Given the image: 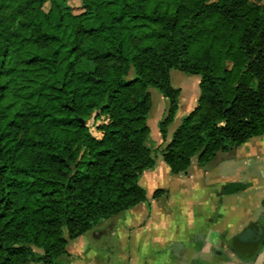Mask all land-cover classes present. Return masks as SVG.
Returning <instances> with one entry per match:
<instances>
[{"label":"trees","instance_id":"1","mask_svg":"<svg viewBox=\"0 0 264 264\" xmlns=\"http://www.w3.org/2000/svg\"><path fill=\"white\" fill-rule=\"evenodd\" d=\"M173 70L200 77V95L168 142ZM150 88L168 100L172 175L264 136V7L81 0L76 13L70 0H0V264H60L70 241L147 201ZM103 116L98 139L88 122Z\"/></svg>","mask_w":264,"mask_h":264},{"label":"crops","instance_id":"2","mask_svg":"<svg viewBox=\"0 0 264 264\" xmlns=\"http://www.w3.org/2000/svg\"><path fill=\"white\" fill-rule=\"evenodd\" d=\"M199 95L193 93L189 110ZM98 133L95 137L102 138L103 133ZM143 181L159 186L156 167L146 172ZM146 202L79 237L77 247L84 249L89 238L114 234L115 218L128 213L132 221L144 218L154 205L145 206ZM153 241L161 250L179 246L174 249L176 264H264V136L220 154L206 167L193 159L188 171L179 174V236ZM67 251L73 255L68 246Z\"/></svg>","mask_w":264,"mask_h":264},{"label":"rangeland","instance_id":"3","mask_svg":"<svg viewBox=\"0 0 264 264\" xmlns=\"http://www.w3.org/2000/svg\"><path fill=\"white\" fill-rule=\"evenodd\" d=\"M70 4L76 13L81 11V0H70ZM132 77L133 73L130 75V78ZM197 78L178 70L171 72L173 87L181 89V110L169 128L168 142L182 119L197 106L196 103L194 108L189 110V100L193 93L200 94L199 84H196ZM149 91L153 103L148 119L151 129L149 144L154 154H157L155 167L159 175V186L144 185L143 179L148 171L143 173L140 185L145 186L147 192L145 206L154 204L153 209L151 211L148 209L144 218L135 217L133 221L130 220L129 213L115 218L114 234L94 240L89 238L84 249L77 247L80 242L78 239L70 241L68 247L73 255L61 258L60 264H176L175 254L178 252H174V249L179 246L167 245L161 250L162 246L153 241L158 238L179 236V175H172L162 158V150L167 143L163 144L159 123L166 115L168 100L155 88H150ZM92 122L93 118L88 122L90 131L95 136H100L98 126ZM159 189L166 190V193L154 198V193Z\"/></svg>","mask_w":264,"mask_h":264},{"label":"built area","instance_id":"4","mask_svg":"<svg viewBox=\"0 0 264 264\" xmlns=\"http://www.w3.org/2000/svg\"><path fill=\"white\" fill-rule=\"evenodd\" d=\"M251 3L253 4H257L258 6H262L264 7V0H249ZM110 121V119L106 116L101 117L99 120H96L95 118H93V122L94 124H96V126H100L103 124H108ZM92 133V132H91ZM93 134V133H92ZM94 135V134H93ZM95 136V135H94Z\"/></svg>","mask_w":264,"mask_h":264}]
</instances>
